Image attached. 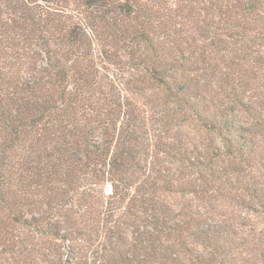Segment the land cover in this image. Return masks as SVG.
<instances>
[{
    "label": "trees",
    "instance_id": "1",
    "mask_svg": "<svg viewBox=\"0 0 264 264\" xmlns=\"http://www.w3.org/2000/svg\"><path fill=\"white\" fill-rule=\"evenodd\" d=\"M14 1L0 264H264L239 215L264 218V0H176L162 39L132 47L116 44L129 2L57 0L50 23Z\"/></svg>",
    "mask_w": 264,
    "mask_h": 264
},
{
    "label": "rangeland",
    "instance_id": "2",
    "mask_svg": "<svg viewBox=\"0 0 264 264\" xmlns=\"http://www.w3.org/2000/svg\"><path fill=\"white\" fill-rule=\"evenodd\" d=\"M56 1L57 0H29V2H31L29 7L32 8V11L34 13H37L39 15H44L43 17L46 18V20H48L50 23H53L54 20L53 8L56 7L55 6ZM175 1L176 0H110L108 2L109 7L110 4L111 6H116L117 4L120 5L121 3L124 4L125 2H129L133 6V10H134V14L130 18H127L125 16H120V18H117V20H119L120 22L119 26L122 28L125 27V29H122L124 32L120 33L122 37L120 39L122 40V42H118L116 44L120 46L125 43V45H129L132 47L133 42L135 41V39L137 40L139 39L137 37H139L141 33L148 35L150 38L161 40L162 34L160 28L165 26V23L169 21V17L173 14V11L176 8ZM179 1L187 2V0H179ZM193 1L194 3H191L189 5V7H191L190 11L193 9L192 11L193 13H195L194 11L197 10L201 12L199 8L200 5L195 3L196 0ZM12 2L15 1L12 0ZM62 3L70 11H81L84 9L83 4L76 0H65ZM187 4L189 3L187 2ZM206 5L208 7L211 6L208 2L206 3ZM0 10L4 11L2 15L3 18H6L7 15L9 16L12 15V8L8 0L0 1ZM14 13L16 14V16H18L20 14V11L15 10ZM185 13H187V10H185ZM34 27L35 29H39L38 26H34ZM38 33H41L40 29L39 32L38 31L36 32V37H38L37 35ZM123 40L126 42H123ZM214 136L217 144H219L220 140L218 136L216 134ZM109 188H111V186H109L106 189L107 194H110L112 192V189L110 192H108ZM239 196H240L239 194L236 195L237 201L240 200ZM245 199L247 198L245 197ZM234 206L239 207V204L235 202ZM236 211L238 212L237 208ZM243 213L247 218L248 216H250L252 218L251 219L252 221L256 220L257 223L256 224L253 223V224H255L254 226L256 227L257 230L256 231L257 236L261 231H264V218L258 217L257 214H253L252 212H246V208L241 209L239 215L242 216L244 215Z\"/></svg>",
    "mask_w": 264,
    "mask_h": 264
},
{
    "label": "water",
    "instance_id": "3",
    "mask_svg": "<svg viewBox=\"0 0 264 264\" xmlns=\"http://www.w3.org/2000/svg\"><path fill=\"white\" fill-rule=\"evenodd\" d=\"M110 191H111V188L108 189V192H110Z\"/></svg>",
    "mask_w": 264,
    "mask_h": 264
}]
</instances>
